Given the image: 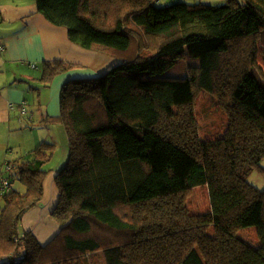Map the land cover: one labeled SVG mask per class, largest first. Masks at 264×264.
Masks as SVG:
<instances>
[{"label":"trees","instance_id":"1","mask_svg":"<svg viewBox=\"0 0 264 264\" xmlns=\"http://www.w3.org/2000/svg\"><path fill=\"white\" fill-rule=\"evenodd\" d=\"M155 1L36 0L73 42L125 60L62 87L51 120L64 126L69 156L56 176L60 229L46 244L21 221L43 199L56 145L42 141L27 160L9 161L0 264H92L94 253L106 264H264V190L249 180L264 173V0ZM188 56L200 62L186 76L164 74ZM65 69L46 61L41 79ZM202 90L227 117L215 139L200 135ZM200 186L210 197L202 213L187 204ZM249 228L256 243L241 232Z\"/></svg>","mask_w":264,"mask_h":264},{"label":"crops","instance_id":"2","mask_svg":"<svg viewBox=\"0 0 264 264\" xmlns=\"http://www.w3.org/2000/svg\"><path fill=\"white\" fill-rule=\"evenodd\" d=\"M172 1L155 3L163 6ZM178 1L212 4L211 0ZM116 54L103 47L87 48L73 42L67 27L53 24L39 12L36 0H0V172H4L6 161L22 159L20 153L33 150L42 141H54L56 145L52 161L47 164L51 168L43 182V199L21 221L22 229L32 231L42 244L60 229L52 214L58 201L56 165L66 163L69 144L64 133L59 134L55 128L61 123L51 119L60 115L62 87L71 79L95 78L124 62L125 58ZM56 59L66 61L67 69L45 83L41 79L44 62ZM12 188L26 191L19 180L12 183ZM2 199L0 195V210L5 204Z\"/></svg>","mask_w":264,"mask_h":264},{"label":"rangeland","instance_id":"3","mask_svg":"<svg viewBox=\"0 0 264 264\" xmlns=\"http://www.w3.org/2000/svg\"><path fill=\"white\" fill-rule=\"evenodd\" d=\"M226 1L227 0H211L213 5H222V4H225ZM137 52L143 53V51L140 48H138ZM257 58L259 59V62L264 68V47L263 46H261V50L258 51ZM191 62L195 63L194 65H197L199 64L200 59L196 57H192V56H188L185 59L183 58L178 63H176L174 66L170 67L164 74L166 76H171V77L186 76L188 73L189 67L192 65ZM84 78H93V77H84ZM59 110L61 112V103H60ZM195 116L199 124L200 135L202 139L204 140L205 139L206 140L215 139L217 137H220V135L224 132L226 124H227L226 122L227 117L224 114V112L221 110V108L219 107L218 102L214 98L212 93L202 90L197 94L196 100H195ZM55 128L58 129L59 134L62 132L64 133V136L67 137L64 126L62 124L55 125ZM61 140L62 139L60 137L59 141L61 142ZM52 143L55 144L54 141ZM31 149L20 153L18 157L22 159H28L31 156V153H30ZM53 155L51 157L50 162L52 161ZM65 164L60 165V166L56 165V168H58L57 173L61 172L66 167ZM49 168H51L50 165L45 166V169H47L48 172H50ZM250 180L255 187H257L260 190H264V176L261 173L256 172V171L253 172L250 176ZM187 201H188L187 204L189 208L191 209V211L198 212V213L207 212L210 209V197H209L208 188L206 186L196 187L191 193V195L189 196V199ZM2 205H4V203ZM241 232L242 234H244V236L248 240H250L253 243H256L257 231L255 228L242 229ZM91 260L95 261V264H106L102 253L92 254Z\"/></svg>","mask_w":264,"mask_h":264},{"label":"built area","instance_id":"4","mask_svg":"<svg viewBox=\"0 0 264 264\" xmlns=\"http://www.w3.org/2000/svg\"><path fill=\"white\" fill-rule=\"evenodd\" d=\"M5 170L3 173L0 172V190L2 191V194L6 193L7 190L10 188V179L7 177V173L10 172L13 169V164L9 161H6L4 163Z\"/></svg>","mask_w":264,"mask_h":264}]
</instances>
